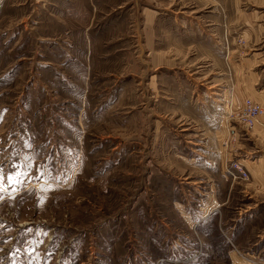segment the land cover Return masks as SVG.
Wrapping results in <instances>:
<instances>
[{
  "label": "rangeland",
  "instance_id": "obj_1",
  "mask_svg": "<svg viewBox=\"0 0 264 264\" xmlns=\"http://www.w3.org/2000/svg\"><path fill=\"white\" fill-rule=\"evenodd\" d=\"M17 1L0 0V264H264V175L235 168L264 165V140L233 118L264 104V0H95L89 66Z\"/></svg>",
  "mask_w": 264,
  "mask_h": 264
},
{
  "label": "crops",
  "instance_id": "obj_2",
  "mask_svg": "<svg viewBox=\"0 0 264 264\" xmlns=\"http://www.w3.org/2000/svg\"><path fill=\"white\" fill-rule=\"evenodd\" d=\"M17 2V8L23 13V22L31 23L29 19L33 17L32 30L37 31L40 38L48 42L59 34L70 35L69 40L81 41L82 47L86 50V65L91 64L92 59L87 55V51H90L94 44L92 35L97 17L95 0H18ZM7 5V8L10 9V2ZM150 28L151 30L148 31V49L151 52L152 64L159 68L166 65L168 59L158 52L154 26L151 25ZM251 132L264 140V127L262 125H257L251 129ZM250 161L249 167L245 165L250 175L253 174H251V170L257 174L262 172L264 175V165H256L254 160ZM234 237V240L237 241L238 235Z\"/></svg>",
  "mask_w": 264,
  "mask_h": 264
},
{
  "label": "built area",
  "instance_id": "obj_3",
  "mask_svg": "<svg viewBox=\"0 0 264 264\" xmlns=\"http://www.w3.org/2000/svg\"><path fill=\"white\" fill-rule=\"evenodd\" d=\"M235 125L245 129H253L257 125L264 126V104L256 99L247 98L242 108L233 116ZM238 176L242 179H249L250 173L246 166L235 163Z\"/></svg>",
  "mask_w": 264,
  "mask_h": 264
}]
</instances>
